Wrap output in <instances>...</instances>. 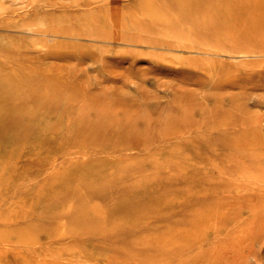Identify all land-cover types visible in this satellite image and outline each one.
Masks as SVG:
<instances>
[{
    "label": "rangeland",
    "instance_id": "374dc122",
    "mask_svg": "<svg viewBox=\"0 0 264 264\" xmlns=\"http://www.w3.org/2000/svg\"><path fill=\"white\" fill-rule=\"evenodd\" d=\"M0 264H264V0H0Z\"/></svg>",
    "mask_w": 264,
    "mask_h": 264
},
{
    "label": "bare ground",
    "instance_id": "6f19581e",
    "mask_svg": "<svg viewBox=\"0 0 264 264\" xmlns=\"http://www.w3.org/2000/svg\"><path fill=\"white\" fill-rule=\"evenodd\" d=\"M18 67V66H17ZM20 116H22V115H20ZM84 119V118H83ZM87 121V120H86ZM89 121V120H88ZM95 125V124H94Z\"/></svg>",
    "mask_w": 264,
    "mask_h": 264
}]
</instances>
